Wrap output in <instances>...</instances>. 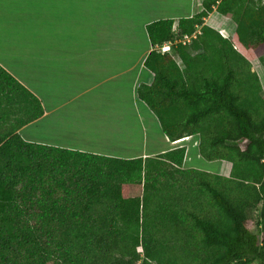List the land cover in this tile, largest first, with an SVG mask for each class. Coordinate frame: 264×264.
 I'll list each match as a JSON object with an SVG mask.
<instances>
[{"label":"trees","instance_id":"obj_1","mask_svg":"<svg viewBox=\"0 0 264 264\" xmlns=\"http://www.w3.org/2000/svg\"><path fill=\"white\" fill-rule=\"evenodd\" d=\"M213 10L235 22L230 39L205 24ZM146 31L152 80L138 98L170 141L197 135L200 156L224 165L184 168V145L125 159L25 141L18 129L43 108L0 66V264H264V94L251 69L264 0H202ZM184 36L174 54L157 49Z\"/></svg>","mask_w":264,"mask_h":264},{"label":"crops","instance_id":"obj_2","mask_svg":"<svg viewBox=\"0 0 264 264\" xmlns=\"http://www.w3.org/2000/svg\"><path fill=\"white\" fill-rule=\"evenodd\" d=\"M201 3L0 0V66L32 92L43 108L40 117L18 129L20 136L28 142L125 159L154 156L185 145L184 168L218 173V166L201 168L202 161L190 158L188 143L192 141L198 150L197 135L170 141L137 96L139 84L152 80L144 66L153 48L146 25L164 18L190 17L201 10ZM204 22L229 39L236 29L231 18L216 10ZM257 59L251 60L255 70L260 66ZM132 109L136 114L141 109L148 113L165 146L158 148L148 135L142 140L133 135L128 126L129 120H136L131 118ZM113 118L120 125L111 126ZM106 131L118 140H100Z\"/></svg>","mask_w":264,"mask_h":264},{"label":"rangeland","instance_id":"obj_3","mask_svg":"<svg viewBox=\"0 0 264 264\" xmlns=\"http://www.w3.org/2000/svg\"><path fill=\"white\" fill-rule=\"evenodd\" d=\"M169 51H172V48ZM172 53H173V51H172ZM177 61L180 63V61L178 59H177ZM257 61L260 62V66L257 67L256 70H255L254 67L251 68V69L254 70L255 72H257V74L259 75V79L261 81V84H262V87H263V94H264V55L262 57H258ZM109 101H110V99L107 98V103ZM144 109H146V111L149 114L151 113L148 108H144ZM134 111L136 112L135 109L130 110V114H132V116H131L132 119H136L135 120L136 122L135 121L131 122L130 120L128 122V126L130 125V128L129 129H131V132L133 133V135L138 140L139 139L142 140L141 138L144 137V134L146 136L148 135V137H151L149 140L153 139L154 142L158 143V148H162L163 146H165L166 143H164V140L162 139V137L159 135V133L155 129L154 123L152 122V118L149 117L150 119H148V116H147L148 113L145 111L146 114H144L142 109H141V111L139 110L140 111L139 114H136ZM150 116H151V114H150ZM16 117L19 118L20 117V114H18ZM113 120H111L109 122V124L111 126L120 125V123H118L117 121H115L114 118H113ZM12 121H16V120L12 119ZM139 124H140L141 128H138ZM128 126H127V128H128ZM110 132L111 131H109L107 133V131H106L105 133H102V135L100 136L101 137L100 140H102L103 142L104 141H110V140L117 141L118 139L113 137V133H111V135L109 136ZM124 142L126 143V140H124ZM190 145H191V147H190ZM193 145H194V143L192 141L190 143H188V148L190 150L189 155H190V158L191 159L196 157V158H198V160L202 161V164L203 165L202 164H198L199 167H201V168L207 167L208 169H211L212 166H218L219 167V170H220L221 167L224 165L222 161H218L217 162L218 164L215 163V162L213 164H207V162L205 160H202L201 159V156L199 155V152H198L197 148L194 147ZM225 165H227V164H225ZM197 169H200V168L197 167ZM59 193H60V191H59ZM255 218H256L255 213H253L252 215H249L248 222H247V227L252 232H254L256 230V227H255ZM139 250L141 251V248H139Z\"/></svg>","mask_w":264,"mask_h":264},{"label":"built area","instance_id":"obj_4","mask_svg":"<svg viewBox=\"0 0 264 264\" xmlns=\"http://www.w3.org/2000/svg\"><path fill=\"white\" fill-rule=\"evenodd\" d=\"M190 40V37H188V36H184L183 37V39H180V40H176V41H174L173 43L172 42H165L163 45H161L160 47H157V49L159 50V51H169L170 50V48H171V46L174 44V43H176V42H182V43H185V42H187V41H189Z\"/></svg>","mask_w":264,"mask_h":264}]
</instances>
